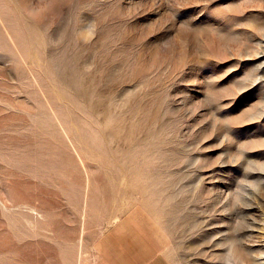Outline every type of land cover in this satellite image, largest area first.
Masks as SVG:
<instances>
[{
	"label": "rangeland",
	"instance_id": "374dc122",
	"mask_svg": "<svg viewBox=\"0 0 264 264\" xmlns=\"http://www.w3.org/2000/svg\"><path fill=\"white\" fill-rule=\"evenodd\" d=\"M124 230L264 264V0H0V264Z\"/></svg>",
	"mask_w": 264,
	"mask_h": 264
},
{
	"label": "crops",
	"instance_id": "0c3cea01",
	"mask_svg": "<svg viewBox=\"0 0 264 264\" xmlns=\"http://www.w3.org/2000/svg\"><path fill=\"white\" fill-rule=\"evenodd\" d=\"M124 231L126 236H120V242L117 236L112 234L103 238L101 244L96 247L97 254L87 258L82 264H164L162 262L163 257L155 258V240L153 236H147L149 239L146 240L149 243L145 245L135 236L136 234L131 233L133 231ZM168 251H170V248L163 251L164 257L169 258V264H175Z\"/></svg>",
	"mask_w": 264,
	"mask_h": 264
},
{
	"label": "bare ground",
	"instance_id": "6f19581e",
	"mask_svg": "<svg viewBox=\"0 0 264 264\" xmlns=\"http://www.w3.org/2000/svg\"><path fill=\"white\" fill-rule=\"evenodd\" d=\"M233 244L235 243H231V245ZM218 258L222 260L224 264H226L227 262L232 263L233 260H236L238 262H246L247 264H253L254 262L253 258L250 257L249 250L238 249L235 246H231L229 247V250L227 252L219 254Z\"/></svg>",
	"mask_w": 264,
	"mask_h": 264
}]
</instances>
